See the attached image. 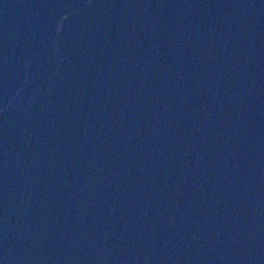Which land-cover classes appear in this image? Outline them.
Listing matches in <instances>:
<instances>
[{
    "label": "water",
    "instance_id": "obj_1",
    "mask_svg": "<svg viewBox=\"0 0 264 264\" xmlns=\"http://www.w3.org/2000/svg\"><path fill=\"white\" fill-rule=\"evenodd\" d=\"M0 264H264V0H0Z\"/></svg>",
    "mask_w": 264,
    "mask_h": 264
}]
</instances>
